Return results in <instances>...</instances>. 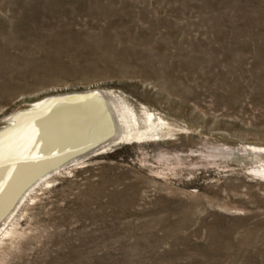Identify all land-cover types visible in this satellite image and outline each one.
I'll use <instances>...</instances> for the list:
<instances>
[{
  "label": "rangeland",
  "instance_id": "rangeland-1",
  "mask_svg": "<svg viewBox=\"0 0 264 264\" xmlns=\"http://www.w3.org/2000/svg\"><path fill=\"white\" fill-rule=\"evenodd\" d=\"M95 91L162 135L107 140L39 186L0 264H264V0H0V134L48 97L42 114L111 115ZM100 121L92 137L121 135Z\"/></svg>",
  "mask_w": 264,
  "mask_h": 264
},
{
  "label": "water",
  "instance_id": "water-1",
  "mask_svg": "<svg viewBox=\"0 0 264 264\" xmlns=\"http://www.w3.org/2000/svg\"><path fill=\"white\" fill-rule=\"evenodd\" d=\"M58 114L44 113L0 134V222L40 177L112 139L93 138L91 123Z\"/></svg>",
  "mask_w": 264,
  "mask_h": 264
},
{
  "label": "bare ground",
  "instance_id": "bare-ground-1",
  "mask_svg": "<svg viewBox=\"0 0 264 264\" xmlns=\"http://www.w3.org/2000/svg\"><path fill=\"white\" fill-rule=\"evenodd\" d=\"M105 95H107V96H105ZM89 97L91 99L93 98L94 100H100V101L102 100L104 103L107 102L108 104L111 105L110 113H112L111 114L112 117L108 112H107L108 117L105 115L98 116V114L95 115V114H93V112L90 114H88V113L83 114V118H88L87 120L89 123H96V120L97 121L101 120L100 122L102 123L103 119H106L109 123L112 124V126L118 127L121 131L119 134H121V135H119L118 137L112 138V140H110V141L116 142V140H118V138L121 140H126V141L149 140V139L159 138L162 135V131L164 130L166 123L161 118H155L154 113L151 112L148 108L141 107L139 110H137L134 106L129 105L126 101H124L121 97L117 98L111 94L101 93L99 91L93 92ZM56 98L48 97V98H45L43 100L41 99L40 101L36 102L34 109H32V110L28 109L29 110L28 115H30V116L34 115V112H36L35 114H38L37 116H40V114H41V116L44 117V115H42L41 112H43L47 109L48 110L52 109L55 106H58V102H61V100H62L61 98H59V97H56ZM92 100H90V101H92ZM93 103H94V106L98 105L96 101ZM104 110H105L104 108L100 109L101 112H99V113H102V111L104 113ZM49 114H51V113H49ZM24 116H26V115L22 114L18 117L13 118V120H17V122L21 121L24 118ZM86 116H88V117H86ZM109 118H111V119L113 118V121L111 120V122H110ZM93 125H96V124H93ZM101 131L105 132L102 129H101ZM93 138H96V137L93 136ZM109 144L104 143V144L100 145L99 148L97 149V151L107 148L109 146ZM255 149H258V150L264 152V147H255ZM81 157L80 158L77 157V158L73 159L71 162H69L68 164H64L63 166L56 168L52 172L45 174L44 176L40 177L36 182H34L30 186V188L24 193V195L19 199V201H17L15 211L13 213H11V215L8 219L6 217L7 220L1 224V226H0V237L9 228V226H11L10 224H12L13 219L17 215L16 213L22 208V206L31 197V195L34 194L35 190L39 186H41L43 183L48 182L52 177H54L56 174H58L59 172L64 170V168H66L70 163H77L79 161H82L84 159V157H82V158ZM256 172L259 175H264V165H261L256 170Z\"/></svg>",
  "mask_w": 264,
  "mask_h": 264
}]
</instances>
